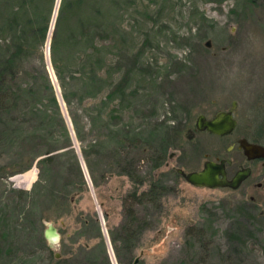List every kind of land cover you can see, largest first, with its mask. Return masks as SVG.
Returning a JSON list of instances; mask_svg holds the SVG:
<instances>
[{
  "label": "rangeland",
  "instance_id": "1",
  "mask_svg": "<svg viewBox=\"0 0 264 264\" xmlns=\"http://www.w3.org/2000/svg\"><path fill=\"white\" fill-rule=\"evenodd\" d=\"M60 1L0 107V264H264V160L247 163L235 149L237 139L264 147V0H98L115 13L105 38L93 35L104 46L101 83L88 79L95 54L87 59L84 41L62 52L56 79ZM231 103L230 135L194 130L198 115ZM206 160H227L228 179L240 165L251 173L230 190L195 188L175 172ZM151 184L161 187L155 203L130 199ZM49 223L59 237L51 248Z\"/></svg>",
  "mask_w": 264,
  "mask_h": 264
},
{
  "label": "trees",
  "instance_id": "2",
  "mask_svg": "<svg viewBox=\"0 0 264 264\" xmlns=\"http://www.w3.org/2000/svg\"><path fill=\"white\" fill-rule=\"evenodd\" d=\"M10 1L15 2V5H11ZM118 1L120 0H104V2L112 6ZM123 1L125 2L126 0ZM52 3L53 0H0V34L7 30L6 35L8 37V39H6V37L0 35V107L2 108L7 105V99L13 96L10 92L9 83L16 74L13 69L21 61L23 53L30 46L29 40L31 39L33 40L32 43L40 45L45 38ZM100 5L98 0L60 1L54 32L49 47L51 68L58 81H61V72L65 64V58L62 52L84 41L91 47V52L87 59L94 58L95 54V63H93L94 65L91 64V68L95 66V70L91 69V74L88 79L93 80V82L96 80L100 81V83L105 82V79L98 77V75L96 76V74H98L96 72L100 71L102 66H104V46L96 43L93 35L98 33V42L103 40L105 38V25H107L108 19L115 13L111 6L109 10L105 8L106 10L104 12L101 11V8H104V6ZM38 22H41V24ZM3 53H6V55ZM107 79L108 77L106 80ZM49 95L54 102L51 91ZM112 97L113 94L106 95L107 100ZM63 99L65 103L68 104L65 95H63ZM72 125L75 137L79 139V131L74 121H72ZM48 160H50V157L43 159L44 162ZM161 160L162 158L160 155L157 159L155 158L153 168H158ZM84 162L87 166L88 174L91 177L92 172L87 158ZM76 171L82 183V177L77 165ZM126 176L130 180H133L135 184L141 183V181L135 180L131 172L127 173ZM160 188L158 184H151L147 191H143L138 195L132 193L129 197H131L130 199L136 204L142 202L155 203L158 200ZM126 211L129 223L132 224L134 221V213L131 206H127ZM243 211H245V208L241 206L240 212ZM128 231L129 230H126L125 234L128 233ZM55 263L57 264L59 262L56 261Z\"/></svg>",
  "mask_w": 264,
  "mask_h": 264
},
{
  "label": "water",
  "instance_id": "3",
  "mask_svg": "<svg viewBox=\"0 0 264 264\" xmlns=\"http://www.w3.org/2000/svg\"><path fill=\"white\" fill-rule=\"evenodd\" d=\"M208 46L209 44L206 42L205 47ZM234 108L235 103H231L228 111L218 112L211 119H206L204 116L198 115L194 121V130L199 133L205 132L216 137L230 135L236 127V122L232 117ZM236 144L237 149L241 151L247 161L264 160L263 146L248 143L245 139L237 140ZM228 164L229 162L227 160H206L202 163L201 169L198 171L184 173L180 169H176L175 172L184 182L195 188L236 190L249 176V169L238 170L228 179L225 168ZM43 238L50 248L58 241V234L51 223L46 224ZM49 238H55V241L51 243ZM55 257L57 258L58 256L55 255Z\"/></svg>",
  "mask_w": 264,
  "mask_h": 264
},
{
  "label": "flooded vegetation",
  "instance_id": "4",
  "mask_svg": "<svg viewBox=\"0 0 264 264\" xmlns=\"http://www.w3.org/2000/svg\"><path fill=\"white\" fill-rule=\"evenodd\" d=\"M237 140H239V139H237ZM237 140L235 141V149L237 150V151H239L240 153H241V151L240 150H238L237 149V144H236V142H237ZM247 141V140H246ZM248 143H252V144H257V145H260V144H258V143H256V142H254V141H252V142H249V141H247ZM233 149V146L231 147V150ZM241 155H242V153H241ZM243 157V156H242ZM244 158V157H243ZM245 159V158H244ZM245 161L247 162V163H250V164H253V163H257V162H259V161H261V160H251V161H247L246 159H245ZM227 167H230V163L225 167V168H227ZM261 167L262 168H264V165H263V163H261ZM241 169H249V176H250V173H251V170H250V168H249V166L248 165H240V166H238L237 167V169L235 170V172H237L238 170H241ZM234 172V173H235ZM233 173V174H234ZM248 176V177H249ZM247 177V178H248ZM246 178V179H247ZM259 186V184L257 185V187ZM109 254H110V252H109ZM112 257V256H111ZM112 260V259H111Z\"/></svg>",
  "mask_w": 264,
  "mask_h": 264
},
{
  "label": "bare ground",
  "instance_id": "5",
  "mask_svg": "<svg viewBox=\"0 0 264 264\" xmlns=\"http://www.w3.org/2000/svg\"><path fill=\"white\" fill-rule=\"evenodd\" d=\"M49 241L53 243L55 241V238H49Z\"/></svg>",
  "mask_w": 264,
  "mask_h": 264
}]
</instances>
